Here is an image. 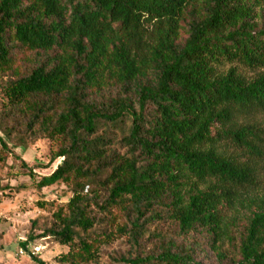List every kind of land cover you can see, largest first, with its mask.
Returning a JSON list of instances; mask_svg holds the SVG:
<instances>
[{"label":"trees","instance_id":"16d2710c","mask_svg":"<svg viewBox=\"0 0 264 264\" xmlns=\"http://www.w3.org/2000/svg\"><path fill=\"white\" fill-rule=\"evenodd\" d=\"M262 17L264 0H0V160L5 140L61 160L36 187L71 197L32 222L58 264L119 239L123 264H202L195 235L216 264H264Z\"/></svg>","mask_w":264,"mask_h":264},{"label":"rangeland","instance_id":"374dc122","mask_svg":"<svg viewBox=\"0 0 264 264\" xmlns=\"http://www.w3.org/2000/svg\"><path fill=\"white\" fill-rule=\"evenodd\" d=\"M259 21L264 22V17ZM256 121L260 122L261 118ZM5 142L14 154L0 160V189L4 188L0 192V264H35L33 258L44 264H58L55 258L65 254L67 247L50 238H40L41 232L32 227V222L37 219L41 226L48 216L49 205H63L71 197L68 188L62 184L42 189L36 187L40 178L48 176L61 160L49 164L51 143L46 140H39L24 149ZM246 214L244 206L227 209L221 247L229 257L233 252L228 241L231 239L234 245L238 244L246 226ZM159 228L168 235L174 230L169 223L161 224ZM193 239L197 242L194 244L196 260L202 264H216L205 236L195 235ZM23 243H26L25 248L21 246ZM129 250L126 241L116 240L101 248L99 260L93 264H123L121 258L126 257Z\"/></svg>","mask_w":264,"mask_h":264}]
</instances>
